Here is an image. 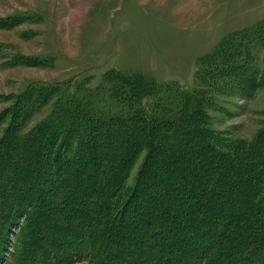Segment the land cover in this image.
<instances>
[{
  "label": "trees",
  "instance_id": "obj_1",
  "mask_svg": "<svg viewBox=\"0 0 264 264\" xmlns=\"http://www.w3.org/2000/svg\"><path fill=\"white\" fill-rule=\"evenodd\" d=\"M223 46L176 116L160 101L152 110H93L62 83L20 92L0 138V248L7 227L29 213L27 258L41 264H53L45 252L74 236L98 249L101 264H264V127L234 140L208 126L206 109L221 87L247 97L264 87V60L255 63L249 44ZM119 82L122 97L152 88L136 77ZM52 101L48 117L19 134L26 116Z\"/></svg>",
  "mask_w": 264,
  "mask_h": 264
},
{
  "label": "rangeland",
  "instance_id": "obj_2",
  "mask_svg": "<svg viewBox=\"0 0 264 264\" xmlns=\"http://www.w3.org/2000/svg\"><path fill=\"white\" fill-rule=\"evenodd\" d=\"M6 18L11 20L0 25V138L17 96L36 82L62 83L64 92L100 112L142 105L152 110L160 101L176 116L200 86L206 58L224 43L249 44L255 63L263 66L264 38L250 33L264 30V0H0L1 22ZM120 76L148 81L151 92L142 99L122 97ZM222 88L207 101L208 126L234 140L253 139L264 127V87L248 97ZM54 103L27 115L19 134L36 129ZM29 216L18 215L7 227L0 264H41L27 258L30 245L23 234ZM73 222L79 233L78 220ZM65 243L45 252L53 264H101L103 255L87 238Z\"/></svg>",
  "mask_w": 264,
  "mask_h": 264
},
{
  "label": "bare ground",
  "instance_id": "obj_3",
  "mask_svg": "<svg viewBox=\"0 0 264 264\" xmlns=\"http://www.w3.org/2000/svg\"><path fill=\"white\" fill-rule=\"evenodd\" d=\"M62 259V258H61ZM45 262V261H44Z\"/></svg>",
  "mask_w": 264,
  "mask_h": 264
}]
</instances>
